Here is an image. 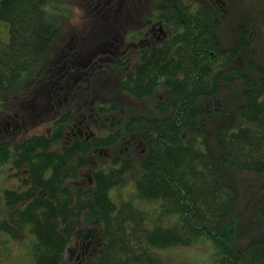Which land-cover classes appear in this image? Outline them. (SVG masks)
Here are the masks:
<instances>
[{
	"label": "trees",
	"instance_id": "trees-1",
	"mask_svg": "<svg viewBox=\"0 0 264 264\" xmlns=\"http://www.w3.org/2000/svg\"><path fill=\"white\" fill-rule=\"evenodd\" d=\"M65 2L0 0L9 34L0 37L1 130L5 98L48 65L60 31L48 8ZM244 3L152 0L153 14L166 6L175 26L168 52L107 71L98 84L105 101L94 111L119 122L105 119L98 138L64 140L73 121L65 112L49 134L15 148L0 137V173L25 163L30 180L0 191L6 253L8 238L28 241L32 264H170L158 251L207 235L218 246L213 264H264V231L246 234L236 213L243 175L264 173V9L246 17ZM99 147L113 158L90 166L88 153ZM151 203L155 217L140 206ZM76 238L85 258L63 263Z\"/></svg>",
	"mask_w": 264,
	"mask_h": 264
},
{
	"label": "flooded vegetation",
	"instance_id": "flooded-vegetation-1",
	"mask_svg": "<svg viewBox=\"0 0 264 264\" xmlns=\"http://www.w3.org/2000/svg\"><path fill=\"white\" fill-rule=\"evenodd\" d=\"M216 1L220 0H183L186 4L195 5ZM151 2L67 0L57 10L59 14L66 15L58 21L60 31L48 65L42 66L41 74L23 82L3 102L1 118L4 121L0 137L5 138L7 147L10 142V146L15 148V143L32 131L49 134L52 122L62 112L73 119L66 123V141L98 138L104 129L105 119L119 122V114L105 118L102 111H94V105L100 109L105 101L98 84L109 74L107 71L116 67L129 68L152 52H168L165 45L175 26L168 21L167 7L157 10L154 15ZM133 142L130 146L136 149L137 144ZM96 151L102 158L96 157ZM88 156L91 157L90 166H99L101 161L108 163L113 158L104 147L94 148ZM27 168L25 163L21 164V170L7 166V176L13 183L4 189L17 188L19 181L27 185L30 181ZM9 174L13 175L10 177ZM86 250L87 246L76 238L67 247L62 262L68 263L74 255L80 262L85 258Z\"/></svg>",
	"mask_w": 264,
	"mask_h": 264
},
{
	"label": "rangeland",
	"instance_id": "rangeland-1",
	"mask_svg": "<svg viewBox=\"0 0 264 264\" xmlns=\"http://www.w3.org/2000/svg\"><path fill=\"white\" fill-rule=\"evenodd\" d=\"M242 1L244 0H231L233 6L236 9L238 7V4L242 3ZM246 1H248L249 3L248 4L244 3L245 6L242 7V10L246 15V17L253 15L257 16L256 11L264 9V7L262 6L255 5V0H246ZM65 15L66 13L59 14L58 11L55 10L52 11L50 7L48 8V17L49 20L52 21L53 23H55V20L58 23L59 19L60 18L63 19V16ZM66 23H68V21ZM66 31H67V27L65 26L64 32ZM0 37L3 40H8L9 37L7 25L4 21H0ZM41 73L42 70L40 69L39 71H37L35 76ZM2 110L3 107H1V113H3ZM1 119L3 122L4 119L3 118ZM12 175L13 174H9L10 177ZM243 177L244 178L242 179L241 182L242 184L240 187L241 197L236 206L237 216L239 217L241 223L244 225V231L246 234L252 233L254 231V228L255 229L259 228L260 230L264 231V202L261 203L262 200H260L259 197L262 194V199L264 201V173L262 174L246 173L245 175H243ZM12 183L13 181L7 176V173H0V191L4 188L10 187ZM130 192H131L130 188L122 190V197H128ZM110 195L114 201L116 202L119 201L120 197L116 194L115 190H111ZM140 206L144 210L151 213L152 217H155L156 215L155 213L157 209L155 208L153 203L146 205L140 204ZM178 218L179 215L174 214L169 218V221H175ZM13 242L6 240L5 249H8L9 247H14L15 243ZM18 244L21 245L22 242L18 241ZM228 244L233 245L231 240L228 242ZM158 252L160 255L169 257L170 264H213L218 256V246L215 243V241H213L209 236L203 235L190 246L170 247L166 249H161ZM12 254L13 257H10L11 256L10 252L5 253L3 248L0 246V264H31L32 263L31 259L29 258L28 245L24 248L14 247ZM5 255H7L9 258L4 259Z\"/></svg>",
	"mask_w": 264,
	"mask_h": 264
}]
</instances>
